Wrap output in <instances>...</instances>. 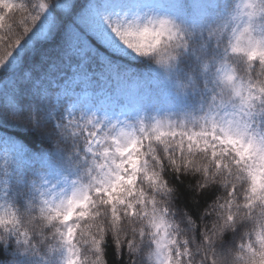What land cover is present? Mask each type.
<instances>
[{
  "label": "snow or ice",
  "instance_id": "6c2138e0",
  "mask_svg": "<svg viewBox=\"0 0 264 264\" xmlns=\"http://www.w3.org/2000/svg\"><path fill=\"white\" fill-rule=\"evenodd\" d=\"M0 264H264V0H0Z\"/></svg>",
  "mask_w": 264,
  "mask_h": 264
}]
</instances>
